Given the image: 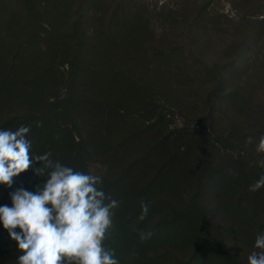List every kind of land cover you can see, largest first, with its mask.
Segmentation results:
<instances>
[{"label":"trees","instance_id":"1","mask_svg":"<svg viewBox=\"0 0 264 264\" xmlns=\"http://www.w3.org/2000/svg\"><path fill=\"white\" fill-rule=\"evenodd\" d=\"M108 5L0 0V129L29 126L33 156L51 152L83 172L93 160L105 165L101 187L119 206L104 245L119 264H248L219 237L261 251L254 243L264 232V187H249L264 175V155L233 159L225 141L205 151L186 129H171L168 105L178 100L161 82L175 67L174 54H152L150 77H139L146 74L136 64L146 59L144 12L119 0L107 16ZM252 34L227 47L236 50L231 63L214 67L215 88L201 100L211 119L225 102L239 103L236 94H219L248 66ZM43 182L29 169L12 188L0 185V206H11L17 188L35 191ZM0 253L14 264L20 254L2 224Z\"/></svg>","mask_w":264,"mask_h":264},{"label":"rangeland","instance_id":"2","mask_svg":"<svg viewBox=\"0 0 264 264\" xmlns=\"http://www.w3.org/2000/svg\"><path fill=\"white\" fill-rule=\"evenodd\" d=\"M117 1L107 0V16ZM123 2L131 11L144 12L148 25L139 40L146 59L130 62V65L136 63L137 68L146 70V74L141 72L138 76L144 79L149 74L152 54L159 50L174 54L175 67L161 82L164 88L174 90L172 93L178 100L168 105L171 129H186L189 138L198 142L205 151L211 150L212 146L222 148L221 143L225 141V153L233 159L240 156L259 160L264 155L256 150L259 137L264 135V60L261 58L264 54V0ZM249 31H255L252 35L256 40L246 47L248 66L229 80L223 93H216L236 94L239 103L225 102L211 119L208 103L201 100L215 88L214 67L231 63L236 50L227 51V47L236 44ZM249 137L252 138L251 143L247 142ZM86 173L103 178L106 167L93 160L87 163ZM212 222L232 226L221 218H214ZM219 239L240 261H248L253 251L236 246L227 238ZM2 258L4 255L0 253V264H14V260L3 261Z\"/></svg>","mask_w":264,"mask_h":264},{"label":"clouds","instance_id":"3","mask_svg":"<svg viewBox=\"0 0 264 264\" xmlns=\"http://www.w3.org/2000/svg\"><path fill=\"white\" fill-rule=\"evenodd\" d=\"M29 132L24 125L0 129V185L12 188L14 178L29 169L44 178L35 191L20 187L10 192L11 206H0V224L20 253L16 264H119L114 250L104 245L119 202L106 195L99 175L63 165L51 159V152L33 156ZM256 150L264 153V135ZM258 163L264 167V160ZM261 187L264 175L249 191ZM147 208L142 203L144 214ZM254 247L261 251H253L248 264H264V232L256 236Z\"/></svg>","mask_w":264,"mask_h":264}]
</instances>
